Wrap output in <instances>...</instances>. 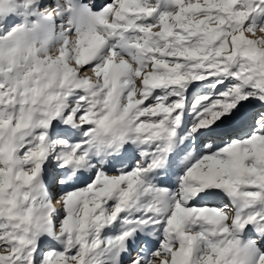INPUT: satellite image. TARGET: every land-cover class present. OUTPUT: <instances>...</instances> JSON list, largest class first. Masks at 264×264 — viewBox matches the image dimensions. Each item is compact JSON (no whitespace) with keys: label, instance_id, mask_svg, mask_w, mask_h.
<instances>
[{"label":"snow or ice","instance_id":"obj_1","mask_svg":"<svg viewBox=\"0 0 264 264\" xmlns=\"http://www.w3.org/2000/svg\"><path fill=\"white\" fill-rule=\"evenodd\" d=\"M0 264H264V0H0Z\"/></svg>","mask_w":264,"mask_h":264}]
</instances>
